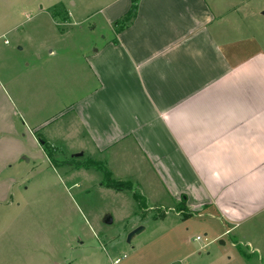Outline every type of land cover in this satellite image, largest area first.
<instances>
[{
    "label": "crops",
    "instance_id": "0c3cea01",
    "mask_svg": "<svg viewBox=\"0 0 264 264\" xmlns=\"http://www.w3.org/2000/svg\"><path fill=\"white\" fill-rule=\"evenodd\" d=\"M130 6L111 0L103 19L114 25ZM223 15L207 0H139L129 26L85 58L94 86L45 119L9 81L0 174L45 157L44 143L75 141L112 178L144 170L174 205L216 218L264 258V40L228 34Z\"/></svg>",
    "mask_w": 264,
    "mask_h": 264
},
{
    "label": "rangeland",
    "instance_id": "374dc122",
    "mask_svg": "<svg viewBox=\"0 0 264 264\" xmlns=\"http://www.w3.org/2000/svg\"><path fill=\"white\" fill-rule=\"evenodd\" d=\"M110 2L0 0L1 116L9 114L1 95L9 81L21 87L27 111L42 119L90 91L94 81L84 60L114 38V25L103 19ZM207 2L224 14L228 34L263 42L264 0ZM61 4L65 21L52 17ZM66 117L49 128H60ZM71 142L69 149L48 146L30 164L21 161L15 175L16 167L2 170L0 264H264L262 255L239 244L238 232L226 233L205 213L194 215L182 199L174 205L149 173L133 181L112 178L103 160L80 152L75 158ZM138 227L143 231L127 243Z\"/></svg>",
    "mask_w": 264,
    "mask_h": 264
},
{
    "label": "trees",
    "instance_id": "16d2710c",
    "mask_svg": "<svg viewBox=\"0 0 264 264\" xmlns=\"http://www.w3.org/2000/svg\"><path fill=\"white\" fill-rule=\"evenodd\" d=\"M130 1H131V6L129 8V11L126 13V15L121 20H118L117 22L114 23V30H115L114 33L115 34H117L120 31L126 29L129 26L130 22L132 21V19L134 18L135 14L137 12V7H138V4H139V0H130ZM57 10H58V13L57 14L53 13L52 17L53 18L59 17L61 21H65V18L63 19L64 15H65L63 6L62 5H58L57 6ZM113 41H114V44H117L116 40H113ZM47 149H48V146L44 143L43 151L44 150L46 151ZM47 154H49L48 151H47ZM110 185H111V187H114V188H117V189H121L118 186H123L122 183L114 182V181H110ZM182 202H184L183 199H182Z\"/></svg>",
    "mask_w": 264,
    "mask_h": 264
},
{
    "label": "water",
    "instance_id": "95a60500",
    "mask_svg": "<svg viewBox=\"0 0 264 264\" xmlns=\"http://www.w3.org/2000/svg\"><path fill=\"white\" fill-rule=\"evenodd\" d=\"M82 154H77V155H74L75 158H78V157H81ZM112 223V220L111 218H106L105 220V224L107 225H110ZM143 231V228L142 227H138L134 230H132L128 235H127V243L130 242V240L133 238V236L137 235V234H140L141 232Z\"/></svg>",
    "mask_w": 264,
    "mask_h": 264
},
{
    "label": "built area",
    "instance_id": "2783aa9c",
    "mask_svg": "<svg viewBox=\"0 0 264 264\" xmlns=\"http://www.w3.org/2000/svg\"><path fill=\"white\" fill-rule=\"evenodd\" d=\"M195 240L200 241L201 239H200L199 237H196ZM116 262H118V260L115 261V263H116Z\"/></svg>",
    "mask_w": 264,
    "mask_h": 264
}]
</instances>
